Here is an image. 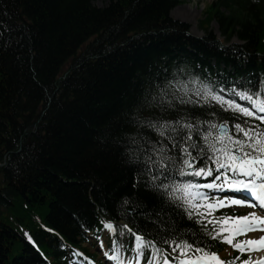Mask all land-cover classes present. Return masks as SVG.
<instances>
[{"label":"trees","instance_id":"obj_1","mask_svg":"<svg viewBox=\"0 0 264 264\" xmlns=\"http://www.w3.org/2000/svg\"><path fill=\"white\" fill-rule=\"evenodd\" d=\"M93 1L0 0V264H47L22 230L54 264H67V246L98 233L102 220L131 221L119 214L125 199L128 207H153L155 195L133 187L126 146L136 132L131 118L149 114L141 105L158 83L264 81V0L208 6L206 22L215 19L227 40L244 42L236 51L211 33L189 36L169 16L178 0ZM211 60L230 67L216 82L206 77L214 74ZM204 240L211 251L222 247Z\"/></svg>","mask_w":264,"mask_h":264},{"label":"snow or ice","instance_id":"obj_2","mask_svg":"<svg viewBox=\"0 0 264 264\" xmlns=\"http://www.w3.org/2000/svg\"><path fill=\"white\" fill-rule=\"evenodd\" d=\"M200 84L187 91L175 77L158 83L141 105L149 114L131 118L136 132L128 137L126 155L136 173L133 187L142 184L156 200L148 209L128 207L131 201L125 199L119 214L132 216L130 222H100L105 235L132 238V255L124 257V245L113 239V254L102 252L106 261L264 264V81L228 88ZM216 105L220 111H210ZM165 113L174 118L165 119ZM222 113L234 114V133L227 120L201 118ZM232 206L252 210L242 216L216 214ZM204 237L228 245L226 256L211 251ZM97 240L106 249L99 235Z\"/></svg>","mask_w":264,"mask_h":264},{"label":"rangeland","instance_id":"obj_3","mask_svg":"<svg viewBox=\"0 0 264 264\" xmlns=\"http://www.w3.org/2000/svg\"><path fill=\"white\" fill-rule=\"evenodd\" d=\"M214 0H184L179 6H176L174 8V11L176 14H180V16L182 17L181 20H184L186 22H188L189 27H190V32L194 35H202L203 34V30L201 29V27L199 26V21L202 19L203 17V8L205 6H207L210 2H213ZM106 0H97L95 2V4L97 6H101L103 4H105ZM210 29H212V32H216L218 33V26L216 24V22H211L210 24ZM234 43H240L236 38L233 39ZM234 211H241L238 208H234ZM109 234H107V237L109 238ZM91 242L93 244H86L90 247V250H96L98 245H95L96 242L94 241V239H91ZM229 248H226L223 252H221L220 254L222 255V257L226 256V252Z\"/></svg>","mask_w":264,"mask_h":264},{"label":"bare ground","instance_id":"obj_4","mask_svg":"<svg viewBox=\"0 0 264 264\" xmlns=\"http://www.w3.org/2000/svg\"><path fill=\"white\" fill-rule=\"evenodd\" d=\"M171 15H172L173 17H175V18H179V17H180V14H179V15L176 14L174 10L171 12Z\"/></svg>","mask_w":264,"mask_h":264}]
</instances>
